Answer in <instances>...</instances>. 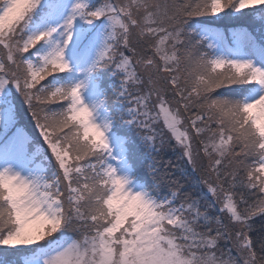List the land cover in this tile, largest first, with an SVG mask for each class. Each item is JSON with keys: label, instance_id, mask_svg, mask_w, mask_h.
Wrapping results in <instances>:
<instances>
[{"label": "snow or ice", "instance_id": "obj_1", "mask_svg": "<svg viewBox=\"0 0 264 264\" xmlns=\"http://www.w3.org/2000/svg\"><path fill=\"white\" fill-rule=\"evenodd\" d=\"M0 264H264V0H0Z\"/></svg>", "mask_w": 264, "mask_h": 264}, {"label": "trees", "instance_id": "obj_2", "mask_svg": "<svg viewBox=\"0 0 264 264\" xmlns=\"http://www.w3.org/2000/svg\"><path fill=\"white\" fill-rule=\"evenodd\" d=\"M219 26H220V27H223L224 25H223V24H220ZM21 124H22V125L27 124V125H28L27 130H28L29 132H32L31 125L28 124V118H27V116H25V117L21 120ZM157 159H158V160H162V161H164V162H167V161L171 160L174 164H178V166H180V167L183 166V163H182V162H178L176 154L172 153L170 150H167V151H165V152H162V153L160 154V156L157 157ZM259 224H260V221L257 220V226H259Z\"/></svg>", "mask_w": 264, "mask_h": 264}]
</instances>
